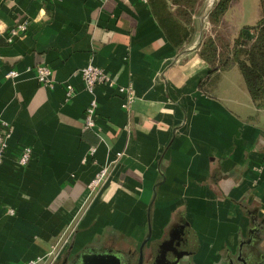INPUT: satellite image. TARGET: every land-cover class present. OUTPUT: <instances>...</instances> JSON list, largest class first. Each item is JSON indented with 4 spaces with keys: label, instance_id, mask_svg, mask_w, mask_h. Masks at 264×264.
Masks as SVG:
<instances>
[{
    "label": "crops",
    "instance_id": "obj_1",
    "mask_svg": "<svg viewBox=\"0 0 264 264\" xmlns=\"http://www.w3.org/2000/svg\"><path fill=\"white\" fill-rule=\"evenodd\" d=\"M205 17L194 15L192 38L178 48L141 0H0V121L12 127L0 165V264L44 256L65 239L136 248L152 201L151 241L188 222L201 253L236 247L264 218V107L238 66L211 76L198 54ZM41 64L53 70L52 89L36 78ZM88 64L114 85L90 93L80 74ZM10 69L19 75L6 77ZM118 86L133 89L128 107ZM25 147L31 160L20 165ZM104 165L109 177L89 200Z\"/></svg>",
    "mask_w": 264,
    "mask_h": 264
},
{
    "label": "trees",
    "instance_id": "obj_2",
    "mask_svg": "<svg viewBox=\"0 0 264 264\" xmlns=\"http://www.w3.org/2000/svg\"><path fill=\"white\" fill-rule=\"evenodd\" d=\"M203 0H148L168 40L182 48L194 31V15ZM239 0H217L209 16L210 29L202 38L199 56L209 65L211 76L238 66L246 87L257 106L264 107V0H258V17L244 24L227 38L217 28ZM224 38V39H223ZM210 76V77H211ZM78 247L77 249H81Z\"/></svg>",
    "mask_w": 264,
    "mask_h": 264
},
{
    "label": "flooded vegetation",
    "instance_id": "obj_3",
    "mask_svg": "<svg viewBox=\"0 0 264 264\" xmlns=\"http://www.w3.org/2000/svg\"><path fill=\"white\" fill-rule=\"evenodd\" d=\"M185 225L174 223L161 237L153 239L145 246L142 264H264V218L244 232L236 247L224 246L208 253L199 251L198 237ZM110 238L98 244L89 243L87 246L115 248L113 245L116 241ZM73 242L74 239L61 249L53 261L54 264H72L76 255L70 247ZM120 245L121 248L117 249L123 252L124 262L139 264V248L129 243Z\"/></svg>",
    "mask_w": 264,
    "mask_h": 264
},
{
    "label": "built area",
    "instance_id": "obj_4",
    "mask_svg": "<svg viewBox=\"0 0 264 264\" xmlns=\"http://www.w3.org/2000/svg\"><path fill=\"white\" fill-rule=\"evenodd\" d=\"M99 1H105V0H99ZM141 1L147 2L148 0H141ZM26 27H27V23L25 22L18 23L15 26L11 27L7 33V40L12 42L17 35H19L21 32H23L26 29ZM80 74L84 81L85 88L92 94H94L96 88L100 85H109V86L114 85V81L108 75V73L102 67L95 64H88L82 67L80 69ZM18 75H19V71L16 69H10L6 73V77L8 78H15ZM36 78L45 87L52 89L56 85V80L53 77V70L46 64H41L36 67ZM117 88L119 91L126 93V100L123 106L128 107L130 102H132L133 99L135 98V94L133 92L132 87L118 86ZM73 94H74L73 86L67 85V92H66L67 99L71 98ZM97 108H98V101L94 97L91 99L86 109L85 118H84V127L86 129H91L95 126V115ZM11 133H12L11 125L5 120H1L0 121V165L4 160V156L8 147V139L11 136ZM95 151L96 148L92 147L91 154H94ZM119 155L120 153L118 154V156ZM31 156H32V149L30 147H25L19 157L18 160L19 164L27 165L31 160ZM109 173H110L109 166L104 165L95 173L94 177L89 181L87 185L89 190V194H88L89 200H91L92 197L95 198L97 196L99 189L108 179ZM89 206L90 204L87 202V205L81 210V213L82 214L85 213L89 208ZM10 212H13V210H11ZM78 224L76 223L72 230H75ZM66 242L67 239H65L62 243H58L54 245L46 255L40 256L36 259L28 260L21 264H38L40 262H45V261L52 262L55 260L61 249L65 247Z\"/></svg>",
    "mask_w": 264,
    "mask_h": 264
},
{
    "label": "water",
    "instance_id": "obj_5",
    "mask_svg": "<svg viewBox=\"0 0 264 264\" xmlns=\"http://www.w3.org/2000/svg\"><path fill=\"white\" fill-rule=\"evenodd\" d=\"M216 1L217 0H215L213 8L215 7ZM202 35H203V29H201V34L199 36V39H200L199 43L201 42ZM155 187H154V190H155ZM155 196L156 194H154V198ZM152 202L149 204V207H148L147 233L138 246L139 252H140L139 264H142V260L144 258L145 246H147L150 243L151 238L153 236V228H152V223L150 219ZM188 224L189 223L186 222V225ZM79 228H80V225H78L75 233H78ZM70 247L71 249H73L74 252H76L75 257L73 261L71 262L72 264H128L126 261L124 262V254L120 249L107 248L104 246H100V247L84 246L82 249H77L78 247L74 246V244L71 245Z\"/></svg>",
    "mask_w": 264,
    "mask_h": 264
},
{
    "label": "rangeland",
    "instance_id": "obj_6",
    "mask_svg": "<svg viewBox=\"0 0 264 264\" xmlns=\"http://www.w3.org/2000/svg\"><path fill=\"white\" fill-rule=\"evenodd\" d=\"M214 3L215 0H203L200 7L197 10V13H199V15L204 13L206 14V17L203 20V24H202V29H203L202 38L205 35V33H207L210 29L209 16L213 9ZM257 7H258V0H239L235 2L233 8H231L228 13L226 22L220 27L218 26L217 28L218 32L221 34L222 37L227 38V35L230 34L232 35L233 32L239 30L240 27H242V25L255 23L258 17ZM197 22H198V18H197ZM52 263L53 261L49 262L48 264H52Z\"/></svg>",
    "mask_w": 264,
    "mask_h": 264
}]
</instances>
